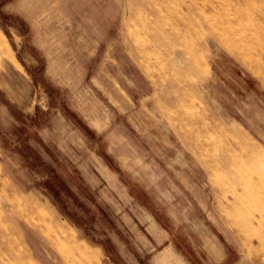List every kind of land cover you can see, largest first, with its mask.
<instances>
[{"label":"rangeland","instance_id":"obj_1","mask_svg":"<svg viewBox=\"0 0 264 264\" xmlns=\"http://www.w3.org/2000/svg\"><path fill=\"white\" fill-rule=\"evenodd\" d=\"M0 264H264V0H0Z\"/></svg>","mask_w":264,"mask_h":264},{"label":"bare ground","instance_id":"obj_2","mask_svg":"<svg viewBox=\"0 0 264 264\" xmlns=\"http://www.w3.org/2000/svg\"><path fill=\"white\" fill-rule=\"evenodd\" d=\"M261 13V12H260ZM185 23V22H184ZM209 25V24H208ZM3 50H5V49H3Z\"/></svg>","mask_w":264,"mask_h":264}]
</instances>
